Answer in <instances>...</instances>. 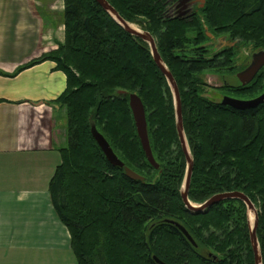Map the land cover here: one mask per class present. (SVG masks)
<instances>
[{"label": "trees", "instance_id": "16d2710c", "mask_svg": "<svg viewBox=\"0 0 264 264\" xmlns=\"http://www.w3.org/2000/svg\"><path fill=\"white\" fill-rule=\"evenodd\" d=\"M108 1L124 19L157 38L178 84L194 157L189 199L203 203L220 192L246 193L260 207L257 235L264 264V103L246 110L224 105L204 95L201 76L205 68L227 67L234 55L225 47L207 56L201 47L211 39L207 30L241 40L253 31L264 39V0H206L182 16L170 9L178 0ZM64 2L65 41L20 69L51 59L66 74V89L55 102L67 111L69 144L61 148L50 193L78 264H159L155 257L167 264H255L242 200H223L204 213L190 211L183 202L186 159L174 98L148 43L96 0ZM250 86L240 84L235 91L245 95ZM132 93L144 104L159 167L142 147L129 104ZM92 124L145 180L129 178L108 161Z\"/></svg>", "mask_w": 264, "mask_h": 264}, {"label": "crops", "instance_id": "0c3cea01", "mask_svg": "<svg viewBox=\"0 0 264 264\" xmlns=\"http://www.w3.org/2000/svg\"><path fill=\"white\" fill-rule=\"evenodd\" d=\"M64 0H0V264H75L50 181L67 147L68 114L55 102L64 71L46 59L65 41Z\"/></svg>", "mask_w": 264, "mask_h": 264}, {"label": "water", "instance_id": "95a60500", "mask_svg": "<svg viewBox=\"0 0 264 264\" xmlns=\"http://www.w3.org/2000/svg\"><path fill=\"white\" fill-rule=\"evenodd\" d=\"M109 14L112 15V17L121 25L123 26L129 33L132 35L142 39L143 41L147 42L151 53L153 55V58L158 65L159 69L162 71V73L166 76L169 85L172 88L173 95H174V105H175V111H176V126L177 131L179 135V139L181 142V146L183 149V152L186 157L187 161V170L186 175L184 179V183L181 188V196L183 199V202L185 203L186 207L195 213H204L207 209H209L211 206L227 199H239L242 200L248 209V214L250 213V210L255 209V204L252 201V199L243 191H226V192H220L212 195L209 197L205 202L201 204H195L189 199V189L191 185V177L192 172L194 168V158L191 153L190 147L188 145V141L185 135L184 131V123H183V111H182V101L180 96V90L178 87V84L168 68L166 62L164 61L158 46L157 41L153 34L149 32L148 30H144L141 28H135L132 26L130 22H128L126 19H124L120 13L117 11V9L109 3L108 0H96ZM191 0H178V4L180 5H188ZM186 13V11L181 12L178 14V16H182ZM209 36H211L210 33H208ZM264 67V49L260 50L258 52H255L252 56L251 63L243 70L239 71L237 73V77L240 80V82L243 85H246L250 83L255 76L258 74V72ZM224 105H229L235 109L238 110H246V109H253L259 106L260 104L264 103V92L257 96L256 98L252 99H240L235 98L231 96H224V98L221 101ZM129 104L133 113L135 125L137 128V132L139 135V138L141 140L142 147L146 153V156L148 160L155 166L158 167V164L156 163V160L153 156L152 149L150 146V140H149V134H148V128H147V120H146V112L144 104L141 100V98L136 93H132L129 95ZM92 134L101 147L102 151L104 152L106 158L108 161L114 165L119 166L124 169V172L126 176H128L131 179L134 180H144V176L127 166L123 160L119 158V156L115 153L112 146L110 145L109 141L106 139V137L97 129L95 124H92ZM250 216V215H248ZM250 220V217H249ZM180 229L188 236V238L193 241L192 237L188 234L187 230L178 222H175ZM259 224V214L258 212L255 213V220L253 225H251L250 221V239L252 243L254 258H255V264H262V252L259 244V239L257 235V228ZM156 261L159 264H167L164 261L160 260L159 258L155 257Z\"/></svg>", "mask_w": 264, "mask_h": 264}, {"label": "rangeland", "instance_id": "374dc122", "mask_svg": "<svg viewBox=\"0 0 264 264\" xmlns=\"http://www.w3.org/2000/svg\"><path fill=\"white\" fill-rule=\"evenodd\" d=\"M191 1L193 2L192 3L193 5H200V7H203L204 4L206 3V0H191ZM187 8H189L187 5L186 6L183 4L180 5L178 4V2H174V4L172 5L170 9L171 10L174 9L172 13L177 15L178 13H181V10L185 11V9ZM128 22H130L133 26H135V28L142 29V27L137 22H131V21H128ZM207 31H209L207 32V34L208 33L212 34L211 35L212 37L210 38L215 37L214 40L209 39L207 41H204L203 44L201 45V47L207 48L206 49L207 56H212L216 51L221 50L222 48H225V47L233 48L232 51L234 55L232 56L231 63L227 67H223V68L220 67L221 69H217L216 67H208V68H205L201 72L203 83H207V86L205 84L204 95L210 98H213L214 100H218L220 102L224 96H231V97L240 98V99H252V98H256L257 96L261 95L264 92V68H262V70L260 71V74H259L260 76L251 84L249 88L250 93L245 94V95L238 94L237 91H235V87H238L240 85V80L237 77V73L251 63L252 56L255 52H258L264 49V39H262V37L256 36L253 31H247V33H249L248 34L249 39L245 38L244 40H241L239 37L233 38L232 36H230L229 32L215 35L210 30H207ZM155 39L157 41L156 37ZM224 80H227L229 83L232 84L231 87H234L232 90L231 88L229 89L231 91L226 90L224 88L225 87L223 86ZM172 95H173V91H172ZM173 98H174V95H173ZM175 115H176V111H175ZM158 167H159V164H158ZM186 170H187V161H186ZM195 204H201V203H195ZM255 206L259 214L260 207L257 204H255ZM248 215H250V213ZM249 217L250 216H248V222H249V226H251ZM207 252H209V250H206V249L203 250V253H207ZM74 263L78 264L77 259L74 260Z\"/></svg>", "mask_w": 264, "mask_h": 264}, {"label": "flooded vegetation", "instance_id": "af4514ba", "mask_svg": "<svg viewBox=\"0 0 264 264\" xmlns=\"http://www.w3.org/2000/svg\"><path fill=\"white\" fill-rule=\"evenodd\" d=\"M192 3H193L192 1H191L190 3H188L187 6H188L189 8L185 9V11H186L187 13L191 12V11L194 9V7L196 6V5H193ZM191 4H192L193 6H192ZM199 7H200V5H199ZM181 12H184V11L181 10ZM178 14H179V13H178ZM185 14H186V13H185ZM211 35H212V34H211ZM210 37H212V36H210ZM211 39L214 40L215 37H213V38H211ZM222 49H223V48H222ZM222 49H221V50H222ZM219 52H220V50L216 51L212 56H210V58L213 57L214 55H217V53H219ZM247 66H248V65H247ZM247 66H246V67H247ZM246 67H245V68H246ZM245 68H244V69H245ZM242 70H243V69H242ZM261 70H262V69H261ZM261 70H260V71H261ZM260 71L258 72V74L255 76V78H254L250 83H248V84H246V85H243V84L240 82V84H241L242 86H248V85H251V84H252V83L258 78V76H259V74H260ZM231 85H232V84L229 83L227 80H224V84H223V86H231ZM206 86H207V83H206ZM221 86H222V85H221ZM221 86H220V87H221ZM223 98H224V97H223ZM211 99H213V98H211ZM213 100H214V99H213ZM215 101L220 102V101H218V100H215ZM221 101H222V100H221Z\"/></svg>", "mask_w": 264, "mask_h": 264}, {"label": "bare ground", "instance_id": "6f19581e", "mask_svg": "<svg viewBox=\"0 0 264 264\" xmlns=\"http://www.w3.org/2000/svg\"><path fill=\"white\" fill-rule=\"evenodd\" d=\"M133 26V25H132ZM133 27H135V26H133ZM257 212V209H256V207H255V209L254 210H250V221H251V225H253V223H254V220H255V213Z\"/></svg>", "mask_w": 264, "mask_h": 264}]
</instances>
